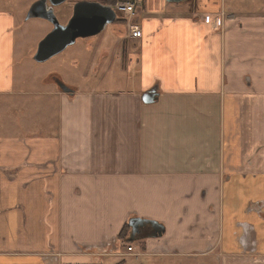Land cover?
I'll return each mask as SVG.
<instances>
[{"label": "crops", "instance_id": "0c3cea01", "mask_svg": "<svg viewBox=\"0 0 264 264\" xmlns=\"http://www.w3.org/2000/svg\"><path fill=\"white\" fill-rule=\"evenodd\" d=\"M130 1L137 28L104 67L99 43L91 74L36 90L17 87L15 22L0 12V264L264 254V12ZM135 218L162 236L130 230L123 243Z\"/></svg>", "mask_w": 264, "mask_h": 264}, {"label": "rangeland", "instance_id": "374dc122", "mask_svg": "<svg viewBox=\"0 0 264 264\" xmlns=\"http://www.w3.org/2000/svg\"><path fill=\"white\" fill-rule=\"evenodd\" d=\"M73 1L75 0H68L67 4L60 7L55 12L56 17L61 24L65 23L69 18L70 7ZM226 1L227 3L225 4ZM32 2L33 0H0V12L12 15L15 22L13 25V38L17 44V55H19L21 58H18L16 60V64H19L18 70H20V73H18L19 78L17 87L22 90H36L42 88L43 86H45L42 81L44 79L46 80L48 78H51L52 74L54 73H58L62 77V80L66 83L72 81L77 82V79L75 78L77 74L81 72L83 74L92 73L93 64L98 61L97 50L99 49V43L100 45H103L106 50L104 52V56H101L102 66H100L104 67L103 65L107 63L109 54H111L114 48L115 41L120 39V36L125 39H127L126 36H133V30L137 28V26L135 25L127 27V18L123 15H117L115 22L106 26V28L99 35L86 39H77L74 45L68 47L62 53L56 55L55 57L49 59L44 63H36L33 61L32 57L30 58V56L27 54H29L31 50H34V47L51 31L52 26L48 22H45L44 20L38 18L26 20L27 13ZM118 2L123 1L118 0ZM225 2H223L222 6L224 11L226 10L225 5L231 3L229 4L230 6H235L241 2V4H239V8L241 10V13L243 14L251 13L259 16L257 12H264V0H230L229 3L228 0H225ZM110 3L112 4V2ZM134 15H136V7ZM116 25H120V27L117 28ZM112 28H116L118 29V31H114ZM93 47L95 48L94 51ZM123 49H126L125 43L122 45L121 50L118 51V54H121L122 59L125 61L126 59L125 54L123 53ZM121 51L123 52L121 53ZM77 61L81 63L80 67L74 66V62ZM23 99H26V97H23ZM30 99L31 98H29V100L27 101L22 99L18 100V105H20V108L16 109L17 111L15 112V118H28L29 115L24 116L23 114L29 113V110L26 109V111L25 108H29L31 104ZM2 102L3 99L2 101L0 99V104ZM4 106L5 105L2 104V107H0V120L5 113ZM22 129H28L25 122L22 123ZM131 220L133 219H130L126 224L129 228L125 229L124 232H126L128 229L131 230L129 225V222ZM150 232V236L153 237V230H151ZM147 233L148 232L146 231L144 233L132 232L131 235H145ZM127 242H129V240ZM129 248L132 247L130 246ZM126 249L127 248H125L124 251H126ZM128 252L131 251L128 250ZM135 252L141 253L142 251L140 249H137ZM215 255L216 254L206 258L200 257L198 255L187 256L175 254L169 256H157L149 254L141 256L139 258L133 256L125 257L122 262L118 261V264H264V254H259L260 257L257 254H252V256L249 255L233 258L225 256L216 258L217 256Z\"/></svg>", "mask_w": 264, "mask_h": 264}, {"label": "water", "instance_id": "95a60500", "mask_svg": "<svg viewBox=\"0 0 264 264\" xmlns=\"http://www.w3.org/2000/svg\"><path fill=\"white\" fill-rule=\"evenodd\" d=\"M66 1L50 0V7L46 8V0H40L28 12L27 19L38 18L48 22L52 26L51 31L38 43L33 57L37 63H44L62 53L68 47L74 45L77 39H86L99 35L106 26L114 23L116 20V15L111 7L100 3L82 1L74 6L71 18L63 25L58 21L53 7L59 6ZM167 1L178 2L181 0ZM61 89L64 92H70L64 85H61ZM142 100L145 103L156 102L158 100L156 88L145 93L142 96ZM144 224L151 225L153 237L162 236V229L156 222L141 219H133L129 222L130 228L134 233H137Z\"/></svg>", "mask_w": 264, "mask_h": 264}, {"label": "flooded vegetation", "instance_id": "af4514ba", "mask_svg": "<svg viewBox=\"0 0 264 264\" xmlns=\"http://www.w3.org/2000/svg\"><path fill=\"white\" fill-rule=\"evenodd\" d=\"M38 1H40V0H33V2H32V4L30 5V9H31V7L36 3V2H38ZM50 0H46V2H45V6H46V8H49L50 7V2H49ZM68 1V0H67ZM67 1L65 2V3H63V4H61V5H59V6H56V7H53V11H54V13L60 8V7H62V6H64L65 4H67ZM82 1H86V2H89V3H100V4H102V5H104V6H109V7H111L112 8V4L110 3V2H107V3H105V2H102L101 0H75V1H73L72 2V5H71V7H70V16H69V18L67 19V21L65 22V23H63V25H65L68 21H69V19L71 18V16H72V14H73V8H74V6L77 4V3H79V2H82ZM29 9V10H30ZM29 12V11H28ZM68 14H69V11H68ZM27 15H28V13H27ZM26 20H28L27 18H26ZM77 41V40H76ZM141 230V231H140ZM150 230H152V227H151V225L150 224H144L140 229H139V233L140 232H149Z\"/></svg>", "mask_w": 264, "mask_h": 264}, {"label": "built area", "instance_id": "2783aa9c", "mask_svg": "<svg viewBox=\"0 0 264 264\" xmlns=\"http://www.w3.org/2000/svg\"><path fill=\"white\" fill-rule=\"evenodd\" d=\"M112 10L114 11L116 16L123 15L128 20L129 18L131 19L135 13V3L133 1L116 2L112 6ZM131 249L132 248H129L128 250L131 251Z\"/></svg>", "mask_w": 264, "mask_h": 264}, {"label": "trees", "instance_id": "16d2710c", "mask_svg": "<svg viewBox=\"0 0 264 264\" xmlns=\"http://www.w3.org/2000/svg\"><path fill=\"white\" fill-rule=\"evenodd\" d=\"M121 1L127 2V1H130V0H121ZM102 2H105V3L112 2V6H113L116 2H118V0H105V1H102ZM149 223H151V222H149ZM127 228H129V227L126 225L124 227V229L121 231V233L119 234V237H118L119 240L122 241L123 243H126L128 241L129 232H127V231H130V229H128L126 232H124L125 229H127Z\"/></svg>", "mask_w": 264, "mask_h": 264}]
</instances>
